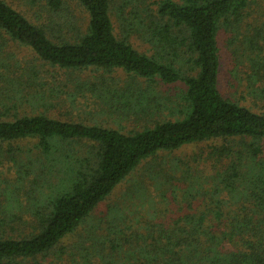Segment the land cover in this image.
I'll list each match as a JSON object with an SVG mask.
<instances>
[{
	"label": "trees",
	"instance_id": "obj_1",
	"mask_svg": "<svg viewBox=\"0 0 264 264\" xmlns=\"http://www.w3.org/2000/svg\"><path fill=\"white\" fill-rule=\"evenodd\" d=\"M38 1L48 14L34 23L0 0V156L18 169L14 181L0 180V264H264V113L221 95L217 42L226 35L231 59L248 64L246 84L264 98V20L248 21L254 11L264 17V0H67L79 19L64 0H24ZM8 43L28 49L31 62L7 55ZM53 73L76 80L66 101L42 82ZM159 84L182 90L163 103ZM86 92L117 128L47 114L66 103L73 110ZM216 140L223 146L204 162L213 171L194 159L173 162L184 168L178 178L173 167L144 170L146 180L94 221L141 161ZM21 141L33 149L14 152ZM176 184L183 212L170 209ZM148 186L164 187L155 189L162 201ZM143 201L150 213H140Z\"/></svg>",
	"mask_w": 264,
	"mask_h": 264
},
{
	"label": "rangeland",
	"instance_id": "obj_2",
	"mask_svg": "<svg viewBox=\"0 0 264 264\" xmlns=\"http://www.w3.org/2000/svg\"><path fill=\"white\" fill-rule=\"evenodd\" d=\"M10 6H12L17 11H20L25 14V16L31 21V22H40V17L42 19H45L47 16V8L44 7L45 4L43 1H38L35 5H27L24 0H5ZM65 6L69 8V16L72 18H83L82 11L76 6L74 3H71L67 0H64ZM40 16V17H39ZM37 17L39 20H37ZM255 19V22L263 21L264 17L261 14V11H254L252 13V17L248 19V21L252 22V20ZM254 22V23H255ZM226 35L220 32V35L217 38L218 46L220 48V69H219V78H218V88L221 93V95L231 100L235 103H237L240 106H244L246 108H249L255 113H264V98L261 97V95H257L256 91L253 90L252 87H249L248 84H246L245 78L248 71V64L245 60L240 59V63L233 61L228 53V50L225 48V37ZM134 48L139 50L140 52H146L149 54L148 47L140 42H132ZM4 52L7 53V55L11 56L15 61L20 62L22 65L31 62L32 55L30 51L20 45L17 44H5L4 46ZM0 49H2L0 47ZM42 76V74H41ZM112 77L115 79L120 80L121 82L125 80V75L121 73H112ZM44 77L42 79L43 83H46L48 86L45 88H51L53 93L60 94L61 99H66V92H69L70 94L73 92H76V88L73 86V84L76 82V80L68 79L63 73L52 75H43ZM80 78H84L80 77ZM80 81V80H78ZM90 82H92V79H90ZM121 82L119 84H121ZM158 89L156 90L158 94H160L161 97L163 96H171L176 97L179 92L182 90V87L180 85H171V86H163L161 84L158 85ZM261 87L260 84H256L254 88ZM257 90V89H256ZM86 97L78 96L76 98V105L73 110L70 109L69 104L66 103L65 105H62L61 107H53L52 109L48 110V115L52 118H57L60 120L68 119L69 117H72L74 119L78 118L83 121V123H86L88 125H102V126H108L111 128H117V125H119L117 122H114L111 117H108L101 113L100 108L96 106L93 103V94H90L89 92L85 93ZM59 97V98H60ZM165 97L162 98L161 102L165 103V100H163ZM66 101V100H65ZM64 101V102H65ZM179 109L176 107V110ZM42 111V110H40ZM183 116V114H181ZM179 116L178 118H182V116ZM185 116V115H184ZM183 116V117H184ZM138 124L132 123V122H124L120 123V127H123L126 130L138 128ZM15 147L13 151H17L16 148L19 147L22 149V151L27 152V149L32 150L33 149V142L29 141H21L18 143L13 144ZM225 145V144H224ZM221 146H223V143L219 140L216 141H207L196 145H184L180 148L170 151V152H164L160 151L157 152L154 156L141 161L138 166L133 170L129 176L126 177V179L121 182L119 185H117L113 191L107 196L106 200L102 202L93 213V219L96 222L97 219L100 217H103L105 215L106 208L109 205H112V207L115 206L117 203L118 205L121 202V199L123 195L128 191L129 186L134 181H138V179L143 180V178L146 180L144 176H142L143 171L145 172L149 171V169H152L153 172H162L164 174L168 173V168L173 167L174 170L173 177L178 178L181 174L184 168L181 166V164L178 165V168L174 169V163H186L189 165V161L196 160L197 164H204L203 167L208 168V171H213L214 162L209 161L204 163L206 160V156L211 151L212 148L220 149ZM6 152V148H4ZM22 157V156H21ZM261 158L264 160V145L262 146V154ZM174 162V163H173ZM217 164V163H215ZM158 165H161L160 167H156ZM221 165V164H220ZM17 166L14 165V163L11 162L8 158H4L2 155L0 156V180H6V181H14L17 177ZM170 175V174H169ZM142 176V177H141ZM159 183V182H158ZM180 186V190L177 191V202L179 204L171 203L170 209L173 211L174 209H179L181 212L186 211L185 205L182 204V198H181V190H183V186L180 184H176V187ZM161 188H152L151 186H148V190L152 192L154 195L153 202H160L162 201L160 196H155L156 192L155 189L159 192H164L165 189ZM165 196L169 199L171 198L170 194H165ZM1 203L3 201H0ZM137 202H135V199L132 200V204L130 207L131 210H134L132 205H136ZM23 204H25V201H23ZM165 204V203H164ZM3 204H1L2 206ZM129 205V204H128ZM143 210L140 211V213H144L145 210H147V213H150L152 208L150 205L143 201ZM164 205L162 203L157 205V209L162 208ZM124 208V207H122ZM183 208L184 210L182 211ZM126 209V208H124ZM127 210V209H126ZM140 210V209H139ZM180 212V213H181ZM128 216L129 211L127 210ZM91 217V218H92ZM88 222L87 228H90L95 222Z\"/></svg>",
	"mask_w": 264,
	"mask_h": 264
}]
</instances>
